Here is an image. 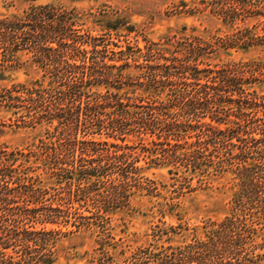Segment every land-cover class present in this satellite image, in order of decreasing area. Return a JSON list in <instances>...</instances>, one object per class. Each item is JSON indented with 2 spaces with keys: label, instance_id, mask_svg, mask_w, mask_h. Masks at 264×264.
<instances>
[{
  "label": "trees",
  "instance_id": "1",
  "mask_svg": "<svg viewBox=\"0 0 264 264\" xmlns=\"http://www.w3.org/2000/svg\"><path fill=\"white\" fill-rule=\"evenodd\" d=\"M216 1L221 7L211 12L230 28L216 44L260 48V57L212 67L205 56L213 43L185 44L177 35L144 46L109 42L79 34L55 7L0 18V71L22 66V53L31 52L44 72L0 87V108L19 127L44 126L46 134L28 147L0 144V264H55L58 232L47 224L98 228L99 255L88 264H118L104 250V223L129 200L133 181L140 190L157 188L139 177L138 148L171 173L230 174L235 191L228 215L193 242L171 251L140 248L126 258L130 264L215 257L232 264L239 255L248 256L239 264H264V244L236 249L245 233L256 238L254 224L264 219V91L255 87L264 83V0ZM43 174L58 185L54 193L41 184ZM182 174L184 185L194 178Z\"/></svg>",
  "mask_w": 264,
  "mask_h": 264
},
{
  "label": "rangeland",
  "instance_id": "2",
  "mask_svg": "<svg viewBox=\"0 0 264 264\" xmlns=\"http://www.w3.org/2000/svg\"><path fill=\"white\" fill-rule=\"evenodd\" d=\"M213 1L215 0H0V18L22 15L32 7H55L60 13H67L72 17L76 32L85 36H97L101 40L119 42L123 45L127 40L133 43L138 40L139 45L144 46L146 40L163 43L164 37L177 35L185 44L204 45L216 44L230 32V28L222 19L211 12L210 7H221L219 3ZM253 23H255L253 19L239 20L237 25L243 27ZM108 25L116 26L118 29H110ZM129 27H134L135 30L130 31ZM214 47L209 48V53L205 56V60L212 67H221L230 61L249 60L262 55L260 48L243 51L224 49L217 44ZM21 58L25 60L19 64L22 66L9 69L5 73L0 71V87L43 78L44 72L34 62L33 53H22ZM255 87L264 91V83ZM10 116V112L3 107L0 108L1 145L23 148L46 137L44 126L19 127L15 117L10 119ZM204 121L209 122L210 118ZM127 143L135 146L138 140L131 137ZM134 153L139 158L138 165L142 167L139 177L150 179L151 186L157 188L154 192L140 190L133 181L129 190L131 193L129 200H124L122 208L110 214L108 222L104 223L109 234L108 236L104 234L106 240L104 250L114 255L118 264H130L126 258L140 248H149L156 252L163 249L171 251L169 249L171 247L193 242L203 234L206 225L223 219L230 212L235 191L230 174L200 175L184 172L185 168H182L183 176L194 175V178L188 179L184 185L181 183H184L181 174L171 173L168 166L156 165L148 152L138 148ZM41 178L44 180L41 184H46V187L43 186L48 188L51 194L54 193L53 187L58 185H51L50 182L53 180L44 174ZM50 193L47 194V198L51 196ZM178 193H181L180 196L168 199ZM88 203L94 211L90 200ZM172 204L174 208H171ZM74 219L73 217L72 220ZM95 219L94 216L92 220ZM254 227L257 229L256 238L252 234H247L248 232L245 233L236 249L250 250L256 243L264 244V219H260ZM46 228L58 232L54 236L51 235L57 257L55 264H88L94 256L99 255L98 228L77 229L70 224L68 226L47 224ZM251 237L255 240L252 241ZM238 257L232 259V264H239L237 262L248 256ZM249 257L253 255L250 254ZM205 263L221 264L216 257Z\"/></svg>",
  "mask_w": 264,
  "mask_h": 264
}]
</instances>
